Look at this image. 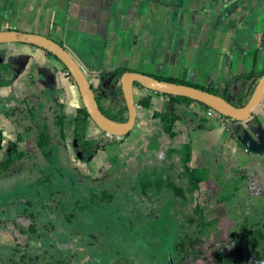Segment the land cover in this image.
I'll return each instance as SVG.
<instances>
[{"label": "crops", "instance_id": "crops-1", "mask_svg": "<svg viewBox=\"0 0 264 264\" xmlns=\"http://www.w3.org/2000/svg\"><path fill=\"white\" fill-rule=\"evenodd\" d=\"M198 18L202 19L200 31L193 27ZM1 29L42 34L61 43L94 86L102 90L105 108L120 84L111 76L103 79L116 68L174 76L217 90H224L231 82L227 95L235 102L249 86L248 80L237 78L251 70L256 55L258 71L264 75V0H0ZM10 56L28 57L26 69L6 73ZM56 59L35 45L0 44L1 104L14 107L28 100L27 83L34 71L40 89H45L53 102L64 104L67 115L76 116L83 106L79 89ZM134 92L138 117L132 143L130 136L115 138L106 134L91 119L88 136L100 139L105 147L120 143L121 155L129 163L136 160L134 153L141 144V155L146 151L141 162L158 166L181 162L184 147L189 144V165L198 169L210 166L215 172L200 183L197 197L207 195L206 191L217 185L220 201L224 188L221 176L229 179L234 172L246 170L253 180L264 181V152L252 153L240 143L233 132L239 122L209 115L199 102L175 103L168 95L142 86H135ZM147 96L153 102L149 109L138 105L139 99ZM175 106L181 117L175 125L177 134L172 137L162 131L153 113L171 112ZM254 116L264 127V100L255 108ZM250 124L252 128L257 126ZM0 126L5 139L16 137L17 127L3 113ZM154 141H158L160 151L149 155ZM21 145L33 149L29 141ZM104 148L95 155V161ZM89 174L95 178L94 173ZM242 197L237 202L245 204L242 200L246 197Z\"/></svg>", "mask_w": 264, "mask_h": 264}, {"label": "trees", "instance_id": "trees-1", "mask_svg": "<svg viewBox=\"0 0 264 264\" xmlns=\"http://www.w3.org/2000/svg\"><path fill=\"white\" fill-rule=\"evenodd\" d=\"M47 53L54 56L48 51ZM64 70L69 76H71L65 66ZM127 71L130 70L127 68H116L115 70L106 73L103 81L110 76L113 77L114 81H118ZM143 73L152 75L161 80L199 87L209 92L221 95L240 107L247 103L258 79L263 75V73L258 71V58L256 55L253 59L251 70L237 78L248 80L249 86L241 96L240 100L235 102L227 95L231 82L227 84L224 90H217L211 86L191 82L174 76L157 75L147 72ZM136 86L140 85L136 83ZM93 87L101 110L114 121H127L128 107L126 105L121 86L119 85L113 92L114 99L112 102L108 103L107 108L104 107V104L101 101L102 90L96 88L94 85ZM27 88L29 91V99L22 101L17 106L7 107L0 102V113H3L18 129V137L14 142L16 146L10 154L11 160L9 161L7 167L10 165V162L16 158L32 157L34 173L37 174V172H41L38 179H40L41 184L44 185H49L48 182L51 180V177H48L49 175L55 177H61V175L58 171L54 170L53 166V169L51 167L47 175H43L46 171L41 168L42 165L39 164V160H45L49 164L52 163V165L54 164L60 167V169L61 166H67V172L74 173L76 177L85 176V174H82L78 167L71 166L69 164L67 156L69 143L77 144L76 150L82 152V157L80 158L83 161L92 160L98 151L105 147V145L101 143L100 139L88 136L90 115L87 109L84 106H81L78 108L76 116L67 115L64 104L53 102L51 98L45 99L47 92H45V89H40V85L34 71H31ZM165 95H168L175 103L180 101H195L189 97L170 94ZM199 103L207 110L211 109L209 106L201 102ZM138 105L148 109L152 108L153 102L151 96L139 99ZM153 117L159 119L162 131L168 133L172 137L176 136L177 132L175 130V125L181 117L176 111V106L173 107L171 112L154 110ZM249 123L262 125L256 116L252 117ZM130 133H128L127 136H129ZM22 141H29L32 143L33 149L27 152L19 150L18 142ZM173 151H177V149H174ZM184 151L185 156L178 164L174 161H172L169 165L159 166L153 164V162L141 164V170L138 171L136 179L133 182L134 184L132 185V189L135 192L138 191L140 194L141 205L147 204L150 206H159L169 197L174 200L172 213L177 212L176 217L183 214L184 219L182 221L190 223V226H193V228L190 229L193 230L192 233L183 234L173 245V253L176 254L177 262L179 264H187L190 257H193L194 259L199 257V254L203 253L201 246L205 241V236L209 235L213 230H216L219 221L223 220L221 217H215L211 220H207L205 217V211L196 196V193L200 190V183L214 176V168L210 166L199 169L191 167L189 165L192 158L191 146L189 144L185 145ZM166 156L168 157V155ZM57 160H59V162H57ZM126 172L127 169L119 165V161L116 157H110L109 166L107 167V175L101 180H95L93 178L90 179L92 181L94 180L98 186L90 188L91 190L87 197H85L86 199L82 203V206H91V208L100 209L112 203L116 194L115 190H112L114 188L110 187V183L113 182L116 175L124 174ZM83 186L84 185H82V188H84ZM220 198V200L225 203L226 198H231V196H227L225 198L224 195H221ZM75 204L78 205L79 202L75 201ZM252 214L255 218L251 217L250 219V217L247 216L241 219V221H238L244 223L242 224V232L236 237V244L232 246L229 253H231L232 256L241 257V262L243 255L246 253L257 258V264H263L264 210H258ZM245 228L246 231H244ZM217 253L221 252L217 251L216 254ZM218 259V262L221 263L222 258L218 257ZM226 261L229 260L226 259ZM15 264L59 263L57 261H49L47 263L34 259L31 262H18Z\"/></svg>", "mask_w": 264, "mask_h": 264}, {"label": "rangeland", "instance_id": "rangeland-1", "mask_svg": "<svg viewBox=\"0 0 264 264\" xmlns=\"http://www.w3.org/2000/svg\"><path fill=\"white\" fill-rule=\"evenodd\" d=\"M194 17L197 18L196 15ZM201 20L198 18V21H194L193 27L198 31L203 28ZM45 96V99L51 98L50 94ZM135 132L136 129H133L129 135L131 143L134 141H132V134L135 135ZM114 144H108L104 148L105 150L98 155L96 161L94 158L90 161H83L79 157L80 152L76 150L77 145L74 146V144L69 143V164L78 167L82 173L87 174L83 177H76L74 173L67 172V166H61L62 170L59 169L58 172L61 177H65V180H60V186L56 190L63 193L61 195H51L50 193V195L45 196H35L33 194L29 199L34 203V210L45 204L50 207L55 205L61 215L59 220L57 219V225H59V221H63L69 228H76L77 230L82 228L81 231L85 228L82 235L78 237L72 238L73 236H70V233L69 236L62 238L65 240L73 239L72 242L78 246L77 251L80 250V252L97 256L102 260L97 264H168V261L172 259L173 261L177 260L176 254L173 253V245L183 234L192 233L193 230L190 229L193 226L182 221L184 219L183 214L176 217L177 212L172 213L174 200L169 197L159 206L146 204L138 207L141 198L138 196L139 192L132 189V185L138 171L141 170V164H143L141 160L144 158L143 155L146 151H143L141 155V144H139L134 153L136 160L129 163L121 155L120 143ZM159 151V143L154 141L147 153H150L149 155L151 153L158 154ZM112 156L118 159L119 165L126 168L127 172L116 175L113 182L110 183V187L114 188L112 190H115L116 194L114 201L104 208H92L93 213L91 206H82L86 199L84 195L81 198L79 197V200L78 196L80 194L74 191L80 189L81 193V190H83L82 185H84L83 187L87 192L91 190V187L98 186L94 180H90L92 177H90L91 173L89 174V172L94 173V179L104 178L107 175L108 158L110 159ZM62 171H64L63 174L60 173ZM233 174L229 179H224L221 176L223 182L221 184L224 187L221 195H224L225 198L231 196V198H226L224 204L216 197L219 192L217 185H212V188L206 191L207 195H199L198 201L205 211L207 220L223 215L233 221H241L247 216L250 219L251 217L255 218L252 209L255 207L254 211H256L258 203L261 204L259 210L264 209V181L261 178L253 180L246 170L239 173L234 172ZM68 188L70 190H67ZM65 192L71 200L66 205L62 201ZM242 196L246 197L242 200V202H246L245 204L237 202L241 201ZM77 199L79 200L78 205L75 204ZM58 200L59 203L56 204L55 201ZM38 221L39 223H50L53 220L52 217H49V214L43 212ZM54 223L56 224V221ZM221 228L219 232L226 230V225L224 224ZM220 239L222 238L219 234L210 236L204 246L205 249L210 250V245L219 246L221 244ZM74 258V264H95L89 258V255Z\"/></svg>", "mask_w": 264, "mask_h": 264}, {"label": "flooded vegetation", "instance_id": "flooded-vegetation-1", "mask_svg": "<svg viewBox=\"0 0 264 264\" xmlns=\"http://www.w3.org/2000/svg\"><path fill=\"white\" fill-rule=\"evenodd\" d=\"M7 67L8 66L5 65L6 69ZM2 129L3 128L0 126V264L31 262L34 259L47 263L49 261H57L59 264H74V257L79 258L81 255H89V258L92 259L95 264L101 262L102 260L94 254L93 256L91 253H83L80 252V250L77 251L76 248H78V246L72 242L73 239L65 240L62 238L69 236L70 233V236H73L72 238L75 236L78 237L82 235V231H84L85 228H83L82 231V228H79V230L76 228H69L63 221H59V225H57V219L59 220L61 217L57 206L54 205L52 208L43 203L45 205H41L34 210V203L29 197L33 196V194H35V196H45L50 195V193L51 195H61L63 192L56 190V188H59L60 180H65V178L49 175L48 177H51V182H48L49 185L41 184L40 179H38L41 172H37V174L34 173L32 157L16 158L11 161L10 165L7 167L11 160L10 154L16 146L14 142L17 140L18 136L16 133L15 138L11 140L5 139ZM22 142H18L19 150L26 152L31 151L29 147L22 146ZM39 161V164L42 165L41 168L46 171L43 175H47L52 166L55 171L60 169V167L54 164L52 165V163L49 164L45 160ZM82 189L81 193L79 191L80 189L74 191L80 194L78 196L79 200L82 195L87 197L90 192H87L84 188ZM138 196L140 198V194H138ZM63 199L62 201L65 205L71 202L66 196V192L64 193ZM78 199L76 201H79ZM55 202L57 204L59 200ZM139 206H141V201L138 202V207ZM254 210L255 207H253L252 212H255ZM258 210L259 206L256 211ZM92 211L94 213V210ZM43 212L49 214V217H52L53 221L50 223H39L38 219ZM219 217L223 218V220L219 221L217 229L205 236V241L201 246L203 253L199 254V257L196 259L190 257L187 264H257V258L249 254L245 253L241 262V257L232 256L231 253H229L232 246L236 244V237L242 232V224L244 223L232 221L223 215ZM54 221H56V224ZM224 224L226 225V230L219 232ZM244 231H246V228ZM216 234L221 236V244L219 246L210 245L211 249L206 250L204 246L208 242L209 237L215 236ZM217 251L221 253L216 254ZM218 257L222 258L221 263L218 262ZM226 259L229 261H226ZM168 264L179 263L177 260L173 261L172 259L168 261Z\"/></svg>", "mask_w": 264, "mask_h": 264}, {"label": "water", "instance_id": "water-1", "mask_svg": "<svg viewBox=\"0 0 264 264\" xmlns=\"http://www.w3.org/2000/svg\"><path fill=\"white\" fill-rule=\"evenodd\" d=\"M25 43L43 48L52 53L70 72L71 77L76 83L83 106L87 109L90 119L98 126L100 130L113 137H125L130 133L137 122L138 109L135 100L134 88L136 83L145 89L155 92L184 96L201 102L221 115L239 122L234 127L233 132L237 135L240 143L255 154L264 152V127L257 125L250 127L249 121L253 117L255 108L264 100V75H262L244 106H237L221 95L209 92L207 90L192 85L161 80L152 75L137 71H127L119 79V84L128 107V119L124 122L114 121L109 118L100 108L92 81L85 71L79 65L74 56L59 42L54 39L33 32H25L15 29L0 30V44L6 43ZM29 63L28 57L10 56L7 60L8 72L19 73L26 69ZM41 72V68H37ZM7 73V72H6ZM45 76V73H41ZM40 83V79H38ZM76 144V143H75ZM77 145V144H76ZM79 157H82V152ZM63 174V172H60Z\"/></svg>", "mask_w": 264, "mask_h": 264}, {"label": "built area", "instance_id": "built-area-1", "mask_svg": "<svg viewBox=\"0 0 264 264\" xmlns=\"http://www.w3.org/2000/svg\"><path fill=\"white\" fill-rule=\"evenodd\" d=\"M208 114L212 115V116H217L218 118H220L221 120H225V116L221 115L220 113H218L217 111L213 110V109H209L208 110Z\"/></svg>", "mask_w": 264, "mask_h": 264}]
</instances>
